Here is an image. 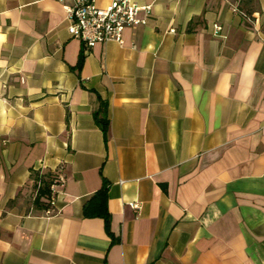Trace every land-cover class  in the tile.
Listing matches in <instances>:
<instances>
[{"label":"crops","instance_id":"crops-1","mask_svg":"<svg viewBox=\"0 0 264 264\" xmlns=\"http://www.w3.org/2000/svg\"><path fill=\"white\" fill-rule=\"evenodd\" d=\"M137 2L85 51L71 0H0V264H264V0ZM31 171L62 180L51 216Z\"/></svg>","mask_w":264,"mask_h":264},{"label":"built area","instance_id":"built-area-1","mask_svg":"<svg viewBox=\"0 0 264 264\" xmlns=\"http://www.w3.org/2000/svg\"><path fill=\"white\" fill-rule=\"evenodd\" d=\"M56 1L62 3L65 0ZM63 10L68 35L78 40L85 51L106 42L121 45L125 28L145 26L152 16L151 6L140 5L137 0H71ZM213 30L217 34L221 27L214 25ZM62 186L61 178L51 186L50 207L44 210L46 216L53 214L57 188ZM131 207L136 212L139 210L136 202Z\"/></svg>","mask_w":264,"mask_h":264},{"label":"trees","instance_id":"trees-1","mask_svg":"<svg viewBox=\"0 0 264 264\" xmlns=\"http://www.w3.org/2000/svg\"><path fill=\"white\" fill-rule=\"evenodd\" d=\"M84 57L80 55L77 67H80ZM95 125L101 130L103 140L107 142V129L109 120L107 116V103L100 101V106L93 113ZM58 179L57 173L48 171H31L29 180L30 202L33 208L46 210L50 207L51 186ZM106 191L107 185L103 183L102 188L92 197L90 203L84 207L85 216H97L103 218L106 228L108 227L109 215L106 211ZM108 230V229H107Z\"/></svg>","mask_w":264,"mask_h":264}]
</instances>
